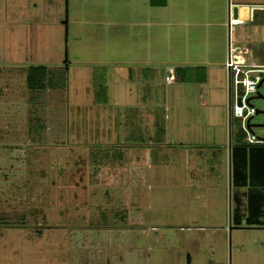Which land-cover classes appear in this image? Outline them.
<instances>
[{
  "label": "rangeland",
  "instance_id": "1",
  "mask_svg": "<svg viewBox=\"0 0 264 264\" xmlns=\"http://www.w3.org/2000/svg\"><path fill=\"white\" fill-rule=\"evenodd\" d=\"M259 1L0 3V264H264V229L230 222L221 67Z\"/></svg>",
  "mask_w": 264,
  "mask_h": 264
},
{
  "label": "trees",
  "instance_id": "2",
  "mask_svg": "<svg viewBox=\"0 0 264 264\" xmlns=\"http://www.w3.org/2000/svg\"><path fill=\"white\" fill-rule=\"evenodd\" d=\"M148 3L163 5L164 1L148 0ZM46 73L43 65L27 66L24 70L25 89L30 93L37 92L46 88V84L53 88L54 73L47 78ZM231 118L236 122L228 116V126ZM242 137L243 132L238 126L233 133L227 132L230 222L234 226H261L264 225V144L246 143Z\"/></svg>",
  "mask_w": 264,
  "mask_h": 264
},
{
  "label": "built area",
  "instance_id": "3",
  "mask_svg": "<svg viewBox=\"0 0 264 264\" xmlns=\"http://www.w3.org/2000/svg\"><path fill=\"white\" fill-rule=\"evenodd\" d=\"M229 8L230 6L227 7L226 17L227 32L237 23L236 18H231ZM228 37L229 35H227L226 57L222 64L225 74L226 116L227 118L231 116L237 121L238 128L243 132L244 142L264 144V133L254 134L251 131L253 126L249 125L255 112L249 99L257 93V84L262 79L264 64L257 58L248 56V49L244 44H232ZM172 80L173 70L169 67L163 75V81L167 84Z\"/></svg>",
  "mask_w": 264,
  "mask_h": 264
},
{
  "label": "crops",
  "instance_id": "4",
  "mask_svg": "<svg viewBox=\"0 0 264 264\" xmlns=\"http://www.w3.org/2000/svg\"><path fill=\"white\" fill-rule=\"evenodd\" d=\"M164 2H166V0H164ZM260 2H263V3H260ZM0 3L4 4L5 3V0H0ZM234 4H237V3H234ZM249 4H252V3H249ZM246 4H241V6H245ZM164 6V5H163ZM238 4L236 5V19H237V14H238ZM253 10L249 12V15H250V18L251 20H257L259 21L261 24V36L260 38L257 40V41H253L251 38V40H249L247 43H244V45L247 47V49H249L250 53H253V51L256 49V46L257 44L262 45L264 46V0L263 1H259V3H255L254 6H253ZM252 12V13H251ZM226 17H227V9H226ZM243 13H245V11L243 10ZM241 22L239 19H237V23L234 24V25H240ZM233 26V25H232ZM226 28H227V25H226ZM256 43V44H255ZM257 50V49H256ZM259 52V51H258ZM262 52L260 51V54ZM251 57L255 58L253 55H250ZM263 64H264V61H261ZM221 67H222V64H221ZM172 70H173V80H174V76L177 74V69L174 68V67H171ZM176 69V70H175ZM223 69V68H222ZM224 71V70H223ZM172 80V81H173ZM171 83V82H170ZM168 84V83H167ZM227 172H228V141H227ZM238 226V225H237ZM245 226V225H244ZM234 227V226H233ZM238 228V227H237ZM244 228H254V229H264V225H261V226H246ZM186 260H188V257L186 258ZM188 264H189V260H188Z\"/></svg>",
  "mask_w": 264,
  "mask_h": 264
},
{
  "label": "water",
  "instance_id": "5",
  "mask_svg": "<svg viewBox=\"0 0 264 264\" xmlns=\"http://www.w3.org/2000/svg\"><path fill=\"white\" fill-rule=\"evenodd\" d=\"M229 10H230V16H231V18H233V19L236 18V6L235 5H231L230 8H229ZM261 82H264V78H262L258 82L257 86L259 84H261ZM254 98H260L263 101V107H262V109H260V110L255 109V112H254V114L261 113L263 115V121L261 123H258V124H249V125L250 126L262 127L263 128V133H264V95H260V94L256 93L254 95ZM236 102L238 103V100ZM234 227H242L243 228V227H246V226H234Z\"/></svg>",
  "mask_w": 264,
  "mask_h": 264
}]
</instances>
